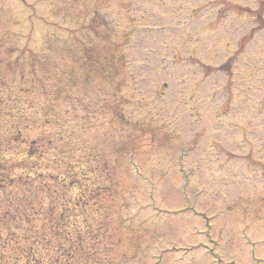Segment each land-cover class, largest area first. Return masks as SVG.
I'll return each mask as SVG.
<instances>
[{
  "label": "rangeland",
  "instance_id": "rangeland-1",
  "mask_svg": "<svg viewBox=\"0 0 264 264\" xmlns=\"http://www.w3.org/2000/svg\"><path fill=\"white\" fill-rule=\"evenodd\" d=\"M75 218L73 264H264V0H0V264Z\"/></svg>",
  "mask_w": 264,
  "mask_h": 264
},
{
  "label": "trees",
  "instance_id": "trees-1",
  "mask_svg": "<svg viewBox=\"0 0 264 264\" xmlns=\"http://www.w3.org/2000/svg\"><path fill=\"white\" fill-rule=\"evenodd\" d=\"M36 148L38 147L35 145V141H34V144L28 148V150H30L31 155H34ZM31 155L28 157L29 160H31V158L33 159ZM55 163L57 164L56 160H55ZM1 167L3 168V164L1 165ZM2 172H4V170ZM5 173H6V170H5ZM36 175H39V173L34 172L31 175H25V176L27 178H34ZM75 175L76 174L74 172L67 173L66 179L64 181H62V179L59 181L61 182L60 188L56 187L58 188L59 191L56 189L55 192L57 193L64 192L65 188L68 187L70 181L75 183L76 185H74V188H76L77 190L76 192L77 195H75L71 200L74 206L66 207V208L70 209V212L79 210L80 214L82 215L84 212L83 210L89 205V203L94 202V200L100 195L101 192L97 190V185H95L96 187H92V183H91L92 179L88 174L86 175L82 171L81 174L78 175L80 178L76 177ZM82 180H85L86 182H90V185L88 184L85 185L83 182H81ZM60 198H61V195H60ZM63 205L64 204H62V207L60 210L61 212L57 213L55 215V218L57 217L61 219L62 217H65V214L62 215V213L64 212L63 209H65V206ZM81 208H84V209L82 210ZM76 213L77 212H73V216H75ZM75 221H76V218L74 219L73 222L71 221L68 227L65 226V228L64 227L59 228L58 227L59 223H56L53 229L51 230V232L53 231L54 238H58L59 236H62V235L63 236L67 235V238L65 240L66 242L72 241L70 245L65 246L63 244H57L55 247L56 248L55 251H58V252L50 256L47 254V251L44 247L45 243L48 240L47 236H44L45 243H43V249L39 251L33 246L34 245L33 239L29 240L28 238H24L25 243L30 242V244L24 246L25 248H23V250L20 249L21 251L19 250V252H17L14 255L15 263L17 264L18 262L22 261V264H73L74 258L76 257L78 250L80 249L79 248L80 244L85 239L83 238L84 236H82V233L80 232L81 230L78 229L79 226ZM59 226L62 227L64 226V224H59ZM59 239L60 238H58V240Z\"/></svg>",
  "mask_w": 264,
  "mask_h": 264
}]
</instances>
